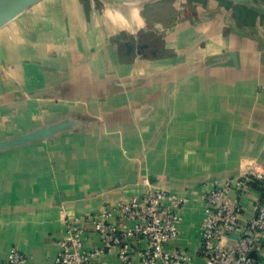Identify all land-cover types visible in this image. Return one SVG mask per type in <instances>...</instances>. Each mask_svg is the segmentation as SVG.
<instances>
[{
	"label": "crops",
	"instance_id": "crops-1",
	"mask_svg": "<svg viewBox=\"0 0 264 264\" xmlns=\"http://www.w3.org/2000/svg\"><path fill=\"white\" fill-rule=\"evenodd\" d=\"M96 1L38 0L0 27V264L11 246L55 264L66 218L144 179L185 198L165 248L200 264L203 194L264 167V1ZM263 191L230 189L240 222ZM83 241L100 244L87 225ZM123 243L140 264L146 241ZM117 251L101 264H126Z\"/></svg>",
	"mask_w": 264,
	"mask_h": 264
},
{
	"label": "built area",
	"instance_id": "built-area-1",
	"mask_svg": "<svg viewBox=\"0 0 264 264\" xmlns=\"http://www.w3.org/2000/svg\"><path fill=\"white\" fill-rule=\"evenodd\" d=\"M253 181H264V167H255L240 177L226 179L203 194L205 212L199 226L200 264H258L252 254L264 241V194L253 217L243 223L239 220L241 207L238 200L228 196L234 185L242 187ZM143 183L144 192L131 194L97 214L82 219L66 218L65 234L57 241L55 264H101L100 258L111 253L115 246H118L119 259L131 264L135 251L123 243L129 237L146 241V246L137 252L140 264H196L186 253L165 248L178 233L179 210L185 198L154 187L147 179ZM115 216L121 224L111 221ZM124 221L132 224H123ZM85 225L98 234L99 245H84ZM228 235L235 236L234 242L224 244ZM26 262V256L16 246H11L1 264Z\"/></svg>",
	"mask_w": 264,
	"mask_h": 264
},
{
	"label": "water",
	"instance_id": "water-1",
	"mask_svg": "<svg viewBox=\"0 0 264 264\" xmlns=\"http://www.w3.org/2000/svg\"><path fill=\"white\" fill-rule=\"evenodd\" d=\"M37 0H0V27ZM237 4H251L258 0H226ZM254 255V254H252Z\"/></svg>",
	"mask_w": 264,
	"mask_h": 264
},
{
	"label": "rangeland",
	"instance_id": "rangeland-1",
	"mask_svg": "<svg viewBox=\"0 0 264 264\" xmlns=\"http://www.w3.org/2000/svg\"><path fill=\"white\" fill-rule=\"evenodd\" d=\"M37 1H38V0H37ZM96 2H100V1L91 0V3H94V4H95ZM95 5H96V4H95ZM3 25H4V24H3ZM3 25H2V26H3Z\"/></svg>",
	"mask_w": 264,
	"mask_h": 264
},
{
	"label": "trees",
	"instance_id": "trees-1",
	"mask_svg": "<svg viewBox=\"0 0 264 264\" xmlns=\"http://www.w3.org/2000/svg\"><path fill=\"white\" fill-rule=\"evenodd\" d=\"M222 1H224V0H222ZM258 1L261 2V1H264V0H258ZM224 2H227V1L225 0ZM227 3H229V2H227ZM253 182H256V181H253ZM263 192H264V191H263Z\"/></svg>",
	"mask_w": 264,
	"mask_h": 264
}]
</instances>
